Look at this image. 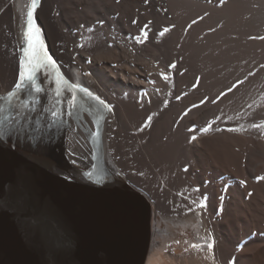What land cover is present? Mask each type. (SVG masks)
<instances>
[{"label": "bare ground", "instance_id": "obj_1", "mask_svg": "<svg viewBox=\"0 0 264 264\" xmlns=\"http://www.w3.org/2000/svg\"><path fill=\"white\" fill-rule=\"evenodd\" d=\"M108 1L114 7L113 0ZM123 2L128 9L127 0ZM30 6L31 0H1L4 21L0 23V35L9 48L4 46L0 54L4 59L17 60L18 66L13 77H5L7 87L0 83V96L12 90L18 80V57L22 54V33ZM170 6L171 24L175 27L162 39L157 31L163 23L152 22V29L146 30L152 35V41L160 42L163 47L172 41L176 51L182 47L185 50L182 60L188 68L210 62L207 69L213 66L218 70L211 69L214 80L202 84L179 79L178 70V80L171 85L173 91L166 95L168 111L159 103L152 104L155 99L151 95L137 97L134 90L124 85L118 91L127 90L129 95H125L126 99L119 96L116 99L105 91L101 82L75 64L69 67L67 74L71 83L97 93L111 108L110 112L105 110L109 117L104 121L107 166L128 182L127 172L119 162L120 153L127 149V161L135 162L134 168L139 169L145 183L159 190L167 202L174 201L170 210L163 211L153 195L146 194L154 207V215L145 264H264V181L257 179L264 176V128L252 127L264 123V40L250 38L264 36V0H236L224 6L172 0ZM41 13L40 10V17ZM35 15L37 24H41V19ZM202 15L215 17L198 25L192 23L199 16L205 17ZM98 20L106 22L108 19ZM112 20L111 25L115 26L118 21ZM218 20H223L219 26ZM61 26L62 23L51 22L50 29L56 35ZM100 26L97 29L101 30ZM108 26L104 25L103 30ZM187 28L190 31L186 32ZM177 62L178 55L174 58L175 65ZM37 77L45 90L38 94L39 102L47 109L54 105L61 109L63 102L70 99V93L65 91L60 97L56 96L54 74L42 71ZM26 95L21 93L20 98ZM79 112L80 116H93L84 107ZM149 116L152 121L144 129L143 122ZM209 124L211 128L205 133L203 129ZM75 129L67 140V161L58 159L59 167L55 165L54 169L80 178L75 166L89 171L93 155L88 154L91 148L86 145L84 133ZM11 135L25 140L14 132ZM193 135L196 141L191 140ZM92 136L88 134V139ZM90 144L92 147L91 141ZM241 180L245 184H241ZM201 202L205 203L204 208L198 207ZM213 239L214 249L209 251L207 244ZM194 244L202 247L193 248Z\"/></svg>", "mask_w": 264, "mask_h": 264}, {"label": "water", "instance_id": "obj_2", "mask_svg": "<svg viewBox=\"0 0 264 264\" xmlns=\"http://www.w3.org/2000/svg\"><path fill=\"white\" fill-rule=\"evenodd\" d=\"M95 108L84 105L98 120L89 171L75 166L80 178L54 169L63 140L0 139V264H145L154 207L107 166V115Z\"/></svg>", "mask_w": 264, "mask_h": 264}, {"label": "rangeland", "instance_id": "obj_3", "mask_svg": "<svg viewBox=\"0 0 264 264\" xmlns=\"http://www.w3.org/2000/svg\"><path fill=\"white\" fill-rule=\"evenodd\" d=\"M27 1L29 2L30 0ZM171 1L127 0L128 9H125L123 0H113L114 7L110 6L108 0H41V4L35 14L41 19V24L39 23L38 25L41 28L42 37L49 54L57 62L60 72L70 82L67 70L72 64H75L84 73L91 74L101 82L105 91L117 97L116 99H118V96L120 97L119 99H126L125 95H129L127 90L124 93L118 91L124 85L134 90L137 97L141 98L151 95L155 99L152 104L157 105L159 103L163 110L168 111L170 107L168 104L165 105V101H167L166 95L167 93L171 94V91H173L171 85L178 80V70L179 79L183 78L185 81L194 80V84H202L203 81L214 80L211 78V73L213 72L211 69L218 70L216 67L212 68L213 66L210 67L211 69H207V65H210V62L203 64L202 67L201 65H194L188 68L182 60L185 50L180 47L176 51L172 41L166 42V46L163 47L160 42L152 41V35L150 34L147 36L145 43L136 42L135 37L141 35V30L144 29L146 24L148 28L145 30L152 29V22L161 21L163 23L159 31H157L158 37H160L159 32L165 27L171 28V31L173 30L174 27L171 24L173 16L170 6ZM196 1L202 5L212 4L220 6L219 0ZM234 1L236 0H227L226 4ZM40 10L42 12L41 17ZM214 17L199 16L196 25L202 22H209ZM98 18H106L108 20L104 22L98 20ZM112 19L118 21L115 26L111 25ZM223 20L226 22V19ZM223 20H218V26ZM3 21L4 14L0 10V23ZM11 22L14 26L12 19ZM51 22L62 23L60 32L56 33V35L50 29ZM106 24L110 26H108L107 30H103V26ZM96 25H101V30L97 29ZM188 31H190V28L186 29V32ZM170 32L161 38H166ZM183 33H185V28ZM187 35L190 36L191 34ZM184 41L185 38L181 41L182 45ZM4 46L9 48L7 43L4 44L0 35V50L2 52ZM177 55L178 62L176 68L173 69L170 65L175 64L174 58ZM68 60L70 64L67 63ZM17 62L15 59H4L2 54H0V83L3 86H8L5 77L10 78L15 75V70L18 66ZM173 72L175 76H173ZM162 73L169 77L167 81L162 78ZM133 76L134 78H132ZM168 88L170 91H168ZM134 94L131 93L130 95ZM85 117L89 119L88 115ZM68 119L72 120L69 117ZM143 123V128H147L145 125L148 124V118H145ZM71 131V129H68L65 134V157H67V140L71 135ZM84 135L81 134L82 137ZM77 136L76 139L81 141ZM28 139L29 141L32 140L31 137ZM120 147L121 151L122 146ZM127 152V149H124L120 153L121 156L119 158H121V161L119 162L127 172L128 183L147 195L151 194V197L153 195V200L161 206V210H170L174 201L167 202L168 199L159 190L153 189L149 184L145 183L146 181L139 173V169L134 168L135 162L127 161Z\"/></svg>", "mask_w": 264, "mask_h": 264}, {"label": "snow or ice", "instance_id": "obj_4", "mask_svg": "<svg viewBox=\"0 0 264 264\" xmlns=\"http://www.w3.org/2000/svg\"><path fill=\"white\" fill-rule=\"evenodd\" d=\"M220 6H224L227 0H219ZM41 0H31V6L27 11V18L25 21V26L23 28L22 38L24 43L21 45V56L19 58V73L18 80L14 85V88L10 90L6 95L0 96V139L9 136L13 131H19V122L21 119H26L24 116L25 111L32 112L35 111L36 105L39 103L38 94L45 91L40 83H38L37 74L40 72L47 73L49 75H55V85H56V96L60 97L65 91L70 93V99L67 101V115L71 116L78 108H83L87 101H94L96 105L97 114H101L103 110L111 111L108 104L101 99L99 96L95 95L88 88L81 86L80 84H73L60 72L57 62L49 54L43 37L41 33V28L36 22V10L39 8ZM197 21L193 20V24ZM150 23V22H149ZM172 27H175L174 25ZM191 27V25H189ZM148 28L146 24L144 29L141 30V35L135 37L137 43H145L147 40L148 32L145 30ZM171 28L165 27L159 32V35L163 37L166 33L170 32ZM143 37V39H142ZM251 39H261L264 40V36L260 37H250ZM171 68L175 69L176 65L171 64ZM264 67V65H262ZM250 75H252L250 73ZM162 78L168 80L169 77L162 73ZM243 83V81H240ZM238 86V85H237ZM229 88V91H232ZM21 93H26V98L21 99ZM35 93L36 95H34ZM59 102V101H57ZM216 101H213L215 103ZM251 107V105H249ZM45 112H50L52 117L49 127H54L59 122H61L60 109L53 106L52 109H44ZM152 121V117H148L147 127ZM39 123V121H37ZM253 128H264V123L253 124ZM211 128V124L206 126L203 131L207 133ZM143 131V129H141ZM192 131H195L194 129ZM229 131H234V129H229ZM97 137L99 132L96 133ZM192 141H196L197 137L193 135L191 137ZM187 171V169H185ZM91 175V173H89ZM258 181H264V176L257 177ZM241 184H245L244 180L240 181ZM249 196L252 193L248 194ZM223 201V197H221ZM206 205L204 202L198 204V207L204 208ZM223 212V208L220 209ZM215 240L213 239L211 243L207 244L209 251L214 249ZM193 248H201L202 245L194 244Z\"/></svg>", "mask_w": 264, "mask_h": 264}, {"label": "flooded vegetation", "instance_id": "obj_5", "mask_svg": "<svg viewBox=\"0 0 264 264\" xmlns=\"http://www.w3.org/2000/svg\"><path fill=\"white\" fill-rule=\"evenodd\" d=\"M40 104H42V103L39 102L36 105V108H38V109H35V111H32V112L26 111L25 112L24 116L26 117V119H21L20 120L25 125L20 122L19 125H18V127L20 126L19 127L20 130L19 131H14V133H16L18 135H22L24 137V139H27V137L34 136L35 135L39 141H41V142H43L45 144H48V143H54L55 144L58 141H62V140L64 141L65 134L68 131V129H71L72 130L71 133H72L73 131L76 132V129L75 128H78L77 129V132L80 131V132H82V133H84L86 135V139H87L86 142H88L86 145L89 144L91 146L90 141L88 139V134L89 135H92L93 134V131H94V123H93L94 121H93V119L98 120V118L96 116L95 117L92 116L93 119H92L91 116H88L89 119L85 117L86 115L85 116H80V114H79L80 113L79 112L80 108H78L77 111H75L76 113H73V115L68 116L67 115L68 108H67V101H66V102H63L64 105L62 104V107H61L62 110L60 109L61 113H63V115L61 117V122H59L54 127H49L48 125L50 124L52 117L50 115V112H45L44 111V109H46V107L43 104L42 105H40ZM38 105H40V106H38ZM30 113H32V115ZM35 113L38 116L39 115L40 116L38 117ZM68 117L70 119H72V120H69ZM38 118H39V123H37ZM30 119H33L34 121H32ZM33 122H34V124H33ZM83 122L86 123V125ZM31 123L33 125L36 124L35 127ZM72 123H74L75 125L72 124ZM20 124L23 125V126H21ZM43 128H44V130H43ZM22 129H24V130H22ZM32 129H34L35 131L32 130ZM46 130H48L49 133ZM31 133L33 135H31ZM92 138H93V136H92ZM92 140H94V139H92ZM30 141H32V140H30ZM95 141L96 140H94V143H95ZM90 148H91V150H89V152H88L89 155L90 154H93V148L92 147H90ZM67 158L68 157H64V159L66 161H67ZM57 161H58V159H57Z\"/></svg>", "mask_w": 264, "mask_h": 264}]
</instances>
